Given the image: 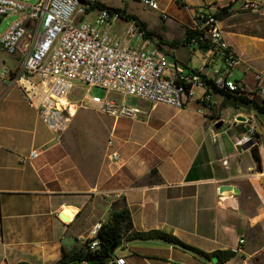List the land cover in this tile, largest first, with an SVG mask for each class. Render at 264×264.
I'll list each match as a JSON object with an SVG mask.
<instances>
[{
	"label": "crops",
	"instance_id": "1",
	"mask_svg": "<svg viewBox=\"0 0 264 264\" xmlns=\"http://www.w3.org/2000/svg\"><path fill=\"white\" fill-rule=\"evenodd\" d=\"M100 1L121 9L111 0ZM184 1L183 14L177 11L174 18L168 14L169 5L159 4L154 10L159 15L157 26L132 10H121L138 17L155 33L151 37L169 55L166 74L172 76L179 68L195 71L211 60L212 65L203 70L209 82L216 72H225L224 62L204 46L187 44L186 35L187 30L194 29L201 5L214 11L217 0ZM13 13L17 15L14 20L21 19V12ZM94 14L92 10L78 18H92ZM222 30L238 56V63L227 75L244 80L252 90L254 73L264 74V54L257 50V42L264 37L237 28L223 26ZM23 46L24 42L15 52L18 62L24 57ZM29 76H8L10 83L0 94V264H71L58 263L64 251L78 249L91 238L97 223L106 222L112 210L123 206L130 211L132 228L113 255L123 257L125 264H215L213 257L194 256L157 239L127 238L133 230L150 229L170 232L205 252L235 251L220 264H264V112L218 91L211 93L210 108L200 112L206 87L197 86L184 107L166 105L173 108V116L180 118L166 124L157 139L148 136L146 122L158 103L147 101L149 110L129 104L141 112L132 117H112L111 130L117 133V141L115 144L108 138L100 153L81 147L66 133L68 129L56 133L46 127L38 114L39 95L30 105L22 92V87H29ZM14 84L18 97L11 94ZM119 97L115 99L125 103L130 98ZM189 105L194 110L184 113ZM238 115L256 121L260 170L256 169L250 146L235 144L246 128V120H236ZM124 119L127 124H120ZM218 121L222 124L216 128ZM132 128L138 136L129 134ZM34 149L38 155L30 157ZM112 151L117 152V159H112ZM222 184L235 185L240 192L219 194ZM60 212L69 214V220L62 219Z\"/></svg>",
	"mask_w": 264,
	"mask_h": 264
},
{
	"label": "built area",
	"instance_id": "2",
	"mask_svg": "<svg viewBox=\"0 0 264 264\" xmlns=\"http://www.w3.org/2000/svg\"><path fill=\"white\" fill-rule=\"evenodd\" d=\"M140 1L152 10L159 8L158 0ZM175 1L183 5V0ZM96 3L101 1L36 0L26 5L19 0H0V14L22 13L21 19L12 21L0 35V52L14 54L22 42V51L25 52L17 68L2 72V81L12 72L37 74L40 80L22 87V92L30 105H33L34 96L39 95V117L49 130L56 133L69 126V107L60 103V98L66 97L74 80L103 88L105 96L93 95L91 101L113 118L132 117L141 110L110 97L109 92L175 108L184 107L194 93L186 95L183 82H176L175 76L166 74L169 55L161 50L157 40L146 34L138 17L121 9L95 7L90 20L78 18L87 14ZM241 7L256 10L259 5L255 0H242ZM194 22L196 33L190 36L187 44L206 46L212 56L219 57L225 65V72H216L209 83L203 70L212 65L211 60L203 62L195 71H183L184 78L196 81V87H206L198 111L210 108L211 93L215 88L249 97H263L264 74L261 72L254 73L252 90L244 80H234L227 75L238 63V56L229 47L221 22L214 17L213 11L200 9ZM245 123V131L235 140L237 146H251L256 142L255 119L248 117ZM215 137L213 133L214 140ZM37 155L35 149L29 153L30 157ZM111 157L117 159V152L112 151ZM100 225L97 223L91 230L89 248H95L99 243L96 234ZM71 264L89 263L75 260ZM105 264H125V259L112 254Z\"/></svg>",
	"mask_w": 264,
	"mask_h": 264
},
{
	"label": "rangeland",
	"instance_id": "3",
	"mask_svg": "<svg viewBox=\"0 0 264 264\" xmlns=\"http://www.w3.org/2000/svg\"><path fill=\"white\" fill-rule=\"evenodd\" d=\"M36 0H23V2L27 4H33ZM187 3H192V0H186ZM259 5V8L256 10L252 9H243L241 7L242 2L237 5L235 8L237 10L236 14L223 21L221 26L228 28H237L239 31L255 36H263L264 35V0H255ZM111 2L118 7L127 8L126 10H132L135 14L143 17L151 26H157L159 21V15L156 11L148 8L139 0H111ZM160 2V0H159ZM217 4H226L229 0H217ZM185 1L183 0V4ZM161 5H169L168 14L172 18H174L177 11L183 14L184 8L181 4H178L175 0H162ZM186 4V3H185ZM178 5V6H177ZM200 8H206V5H201ZM17 16L13 12H9L0 23V33H2L9 24L14 20V17ZM91 16L86 17V20H90ZM248 38V37H246ZM259 44L258 54H264V41L257 42ZM14 54H8L5 52H0V94L5 89V84H9V80L2 81V72L7 70H12L18 63L19 60L16 59ZM15 73V72H14ZM13 73V74H14ZM30 81L36 83V80H40V77L37 74H30ZM235 76H232L234 78ZM13 89H11V94L16 93L17 97L19 94V90L17 84H14ZM106 91L103 88L96 86H88L83 82H79L77 80L73 81V85L66 95V106L69 107L70 112V122L69 127L67 128V134L74 137L78 144L81 147H85L94 151H99L100 153L105 150L106 143L108 138H112V140L117 141V133H114L111 130V123L113 122V118L102 111H100L97 104L91 101V97L93 95H98L100 97H104ZM108 95L112 98L118 96V94L109 92ZM36 95L34 96L35 99ZM126 100V103L145 106L147 110L150 109V104L147 101L139 100L138 98L134 101L133 96H129ZM194 108L190 105L184 111V113L191 114ZM150 116L148 119L146 129L149 133L148 136H152L153 139H157V137L162 134V130L164 131L166 128V124L171 123L174 124L179 120L180 117L173 116V108L166 106L165 104L158 103L155 107L150 110ZM183 113V114H184ZM173 118L169 120L170 118ZM125 120V119H124ZM120 120V124L126 123V120ZM169 120V121H167ZM138 121H141L138 120ZM145 123V124H146ZM156 131V132H154ZM130 135L138 136V133L132 130L129 132ZM108 152V149H106ZM99 154V153H98Z\"/></svg>",
	"mask_w": 264,
	"mask_h": 264
},
{
	"label": "trees",
	"instance_id": "4",
	"mask_svg": "<svg viewBox=\"0 0 264 264\" xmlns=\"http://www.w3.org/2000/svg\"><path fill=\"white\" fill-rule=\"evenodd\" d=\"M238 0H232L228 4L223 6H217L213 11L214 17L219 21H225L234 14H236L237 10L234 9V5ZM95 7H107L101 3H96L91 6L87 11L94 9ZM112 8V7H108ZM247 10V9H246ZM143 27L146 29V34L151 36L155 34L153 31L147 29V26L144 22H141ZM236 28H234L235 30ZM239 30V29H238ZM196 30L189 29L187 30L186 40L190 38V36L194 35ZM158 39H162V37L156 34ZM259 37H264L259 36ZM173 43V42H172ZM174 43H177L174 41ZM13 72L11 73V75ZM209 83V82H207ZM221 92L227 96L232 97L233 99L242 102L244 104L251 105L253 108L257 109L260 112H264V96L253 95L249 97L243 94L230 93L225 90L215 88L213 90ZM252 156L256 163V169H261V159L255 144L250 146ZM132 228V221L130 211L127 206H123L118 210H112L109 214V217L106 222L101 223L98 232L96 234V238L99 243L94 249L89 248L88 242L89 239L85 240L82 245L78 249H74L72 251H64L63 256L58 260V263H73L75 260H86L89 264H105L107 260L112 256L110 253L111 248L115 247V249L121 244L125 233ZM128 239H157L174 246L180 247L188 252H191L194 256L204 257L206 259H211L212 257H216L217 262L215 264H220L235 254L234 250H215L212 252H205L200 248L190 245L188 243L183 242L178 237L170 232H166L159 229H150L147 231H131L127 236ZM17 264H29L27 262H18Z\"/></svg>",
	"mask_w": 264,
	"mask_h": 264
},
{
	"label": "water",
	"instance_id": "5",
	"mask_svg": "<svg viewBox=\"0 0 264 264\" xmlns=\"http://www.w3.org/2000/svg\"><path fill=\"white\" fill-rule=\"evenodd\" d=\"M5 16H6L5 14H0V23L2 22V20H3V18ZM204 48H205V50H207V47L206 46H204ZM236 120L245 121L246 120V117L241 116V115H238L236 117ZM221 124H222V121H218L215 124V127L216 128H219L221 126ZM247 146H249V145H247ZM218 192H219V194L224 193V192H231L232 194H238L240 192V190L235 185H232V184H222V185H220L218 187ZM59 215L65 221H68L69 220L68 215L66 213L60 212ZM114 250H115V247L111 248L110 253L113 254ZM212 261L214 263H216L217 262L216 257H213L212 258Z\"/></svg>",
	"mask_w": 264,
	"mask_h": 264
},
{
	"label": "bare ground",
	"instance_id": "6",
	"mask_svg": "<svg viewBox=\"0 0 264 264\" xmlns=\"http://www.w3.org/2000/svg\"><path fill=\"white\" fill-rule=\"evenodd\" d=\"M172 76H175L176 82H183V87L186 88V95H193L194 93L193 88L196 87V81H194V79L184 78L183 70L180 68L177 69V71L175 70V74ZM64 100H65V97L60 98V103L64 104ZM69 217L70 215L68 214V218ZM91 249H94V248H91Z\"/></svg>",
	"mask_w": 264,
	"mask_h": 264
}]
</instances>
